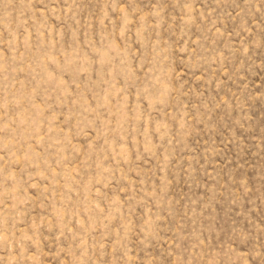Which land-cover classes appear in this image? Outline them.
<instances>
[{"label": "rangeland", "instance_id": "obj_1", "mask_svg": "<svg viewBox=\"0 0 264 264\" xmlns=\"http://www.w3.org/2000/svg\"><path fill=\"white\" fill-rule=\"evenodd\" d=\"M0 264H264V0H0Z\"/></svg>", "mask_w": 264, "mask_h": 264}]
</instances>
